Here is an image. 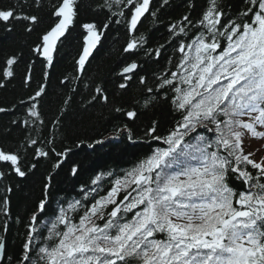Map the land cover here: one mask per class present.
<instances>
[{"label":"snow or ice","instance_id":"6c2138e0","mask_svg":"<svg viewBox=\"0 0 264 264\" xmlns=\"http://www.w3.org/2000/svg\"><path fill=\"white\" fill-rule=\"evenodd\" d=\"M172 7L0 4V40L36 36L0 54V91L18 82L26 93L0 99L9 117L0 124V264H264V0H180L179 15L164 17ZM143 20L163 27V43L140 31ZM113 26L123 32L118 65L106 77L90 73ZM70 38L82 44L53 89ZM164 106L166 125L155 114ZM70 115L108 121L106 139L126 137L147 151L120 174L98 172L75 196L61 195L55 179L74 149L105 142ZM41 167L39 195L26 219L15 218L22 243L10 254L13 187L5 182ZM80 172L73 161L69 175Z\"/></svg>","mask_w":264,"mask_h":264},{"label":"trees","instance_id":"16d2710c","mask_svg":"<svg viewBox=\"0 0 264 264\" xmlns=\"http://www.w3.org/2000/svg\"><path fill=\"white\" fill-rule=\"evenodd\" d=\"M8 0H0V4H6ZM173 7L163 13L164 17H175L178 16L182 11L181 8L177 7L180 0H172ZM91 18L90 14L85 16V19ZM96 19L100 20L102 17L97 16ZM141 32H145L149 35L151 40H160V36L164 29L162 26H153L149 20H143L139 26ZM76 34L74 33V36ZM28 39L29 41L35 40L36 36L33 34L31 37H23L17 33L16 42L12 39L7 41L0 40V54L7 51H12L17 46V43ZM119 39V43H117ZM123 32L118 30V26L111 27L102 39L101 44L98 45L94 51L93 57L91 58L90 73H95L99 70L102 76H107L109 72L118 65L120 58V45L123 44ZM82 44L81 39L70 38L65 42L63 48L57 57L58 63L53 71L52 86L55 89L57 77L62 73L69 72L72 69L74 57L78 55V51ZM25 56H27V49H24ZM40 75V69L37 68V77ZM15 89L9 86L8 90L0 91V99L12 100L18 98L21 93L18 82ZM75 111V109H74ZM156 117L160 119L162 124H167L169 120V113L166 106L156 110ZM148 117L142 116L141 120L144 121ZM9 117L0 114V124H6ZM69 122L74 123V126L79 127L86 135L93 139H105V142L100 145H94L93 148H88L87 145H83L79 149H74L75 155H70L69 160L56 176L55 183L57 185L56 191L61 195L75 196L79 190L80 184L88 183L90 178L98 172L112 170L116 174H120L121 170L131 167L137 159L144 155L147 151L144 145L136 144L133 145L127 141L126 137L119 139H106L112 132L111 123L108 121H101L97 123L95 118H88L81 115H70ZM91 142V141H89ZM76 161L81 165V172L78 178H72L68 173L69 165ZM44 171L41 167L37 171L35 176H30L26 180L19 178L10 177L5 183H10L13 187V192L9 198L11 201V216L10 230L7 233V244L9 253L12 254L19 250V246L22 243V235L24 232L23 225H17L15 218L20 216L24 219L27 218L28 212L31 210L32 202L39 195V179L40 174ZM107 188V183L105 184ZM54 206V205H53Z\"/></svg>","mask_w":264,"mask_h":264}]
</instances>
